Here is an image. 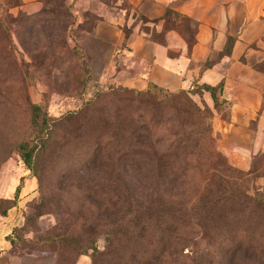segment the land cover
I'll use <instances>...</instances> for the list:
<instances>
[{"label": "rangeland", "instance_id": "1", "mask_svg": "<svg viewBox=\"0 0 264 264\" xmlns=\"http://www.w3.org/2000/svg\"><path fill=\"white\" fill-rule=\"evenodd\" d=\"M40 2L27 14L13 12L22 0H0L20 64L0 77V215L22 183L16 234L29 241L17 250L58 251L63 264L78 253L92 264H264V209L246 197H264V149L247 170L232 162L214 130L227 105L206 90L109 88L112 45L94 37L99 17L77 0ZM254 68L264 97V56ZM30 103L57 119L35 177L18 152L30 138ZM138 125L150 139L128 149L127 129Z\"/></svg>", "mask_w": 264, "mask_h": 264}, {"label": "crops", "instance_id": "2", "mask_svg": "<svg viewBox=\"0 0 264 264\" xmlns=\"http://www.w3.org/2000/svg\"><path fill=\"white\" fill-rule=\"evenodd\" d=\"M76 5L99 17L94 37L112 45L107 80L135 90L154 83L174 92L221 84L216 94L227 100L228 119L216 118L215 134L232 162L249 169L251 155L264 149L263 79L254 68L264 56V0H77ZM41 7L40 0H22L13 12L35 14ZM139 15L144 20L124 32L128 19ZM229 38L231 51L220 56ZM22 208L18 202L0 215V264H63L58 251L17 250L14 229L24 225ZM69 264L92 260L78 253Z\"/></svg>", "mask_w": 264, "mask_h": 264}, {"label": "trees", "instance_id": "3", "mask_svg": "<svg viewBox=\"0 0 264 264\" xmlns=\"http://www.w3.org/2000/svg\"><path fill=\"white\" fill-rule=\"evenodd\" d=\"M105 3H109L110 0H100ZM73 3V2H71ZM20 4L14 5L18 6ZM71 5V4H70ZM60 6H64L63 4H60ZM69 7V6H68ZM174 14V13H173ZM25 18H28L29 16H24ZM178 17V16H177ZM30 18V17H29ZM15 21L18 22L19 20L15 17ZM188 21V20H187ZM128 34V33H127ZM233 39L229 38L224 50L220 53V56H223L225 54H229L232 48ZM16 48H14V43L12 39V31L11 28L8 26L5 21L0 19V77H8L11 76V74H18L20 71V64H19V55L15 51ZM23 58V54L21 55ZM24 60V59H23ZM25 65V61H23ZM208 64V62H207ZM109 88L114 89V87L119 86V84H109ZM123 87V86H121ZM221 87V84L217 86H211L208 84H194V86L188 90L182 89L178 92L167 90L157 84L151 83L145 90H136L140 94H144V96H151V94L157 95V92H165L170 95H177V94H184V93H201V91L206 90L209 91L216 102L224 103L227 105V100L223 96L220 99L217 97V89ZM135 90V89H134ZM118 91L119 90H114ZM116 93V92H115ZM262 102L264 106V97H262ZM95 106V103H94ZM228 106V105H227ZM30 123H31V133L30 138L26 142H21L18 145V152L20 155L21 160L23 161L24 167L32 173V176H37L39 172V166H40V159H41V151L46 147V144L53 139V133L55 131V127L57 125V119L50 115L48 111L43 108V105L41 103H30ZM142 125L135 126L133 128L129 127L127 129V138L130 139V143L128 145V149L132 147L137 146H143L147 145L149 141V135H145L141 133ZM186 139L183 138L180 140V143L185 141ZM102 143H104L106 146H108L110 143H113L110 139H103ZM98 160L97 156L94 155V164ZM170 179V178H169ZM24 185L22 183H19L15 190H14V196H13V203L12 205H15L20 198L21 194L23 192ZM259 196V195H258ZM256 195H247V200L251 202H256L262 209H264V197H258ZM25 226H23L24 228ZM22 229V227H21ZM17 233L20 228L14 229ZM23 230V229H22ZM17 235V234H16ZM18 244L22 241H26L27 239L24 238V235H18ZM12 243L15 246V241L12 240ZM83 254V253H82ZM86 254V253H84ZM92 260V256H91ZM93 263V260H92Z\"/></svg>", "mask_w": 264, "mask_h": 264}]
</instances>
